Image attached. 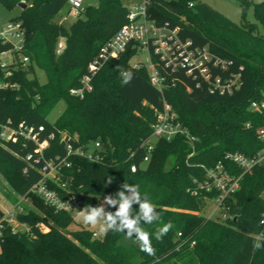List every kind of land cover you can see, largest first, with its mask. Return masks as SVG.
<instances>
[{
  "label": "trees",
  "instance_id": "obj_1",
  "mask_svg": "<svg viewBox=\"0 0 264 264\" xmlns=\"http://www.w3.org/2000/svg\"><path fill=\"white\" fill-rule=\"evenodd\" d=\"M21 2L27 7L21 6L20 15L10 21L22 22V52L30 61L19 64L11 78L18 87L0 88V131L1 125L8 124L25 133L0 138V172L10 180L17 178L18 194L37 199L34 207L16 214L27 225L23 232L2 220L5 212L0 208V264H264V247H253L264 217V167L244 174L240 189L229 200L236 220L201 214L206 196L188 192L192 178L203 173L200 163L212 165L228 151L250 155L264 146L256 135L259 118L249 110L250 101L264 95V33L258 26L264 28V0H241L244 11L253 2L258 23H235L199 0H147L149 17L157 24L179 27L184 40L231 60L225 70L212 68V73L239 75L232 93H211L201 77L194 78L183 69L172 71L153 54L160 71L175 81L161 91L150 82L145 66H131L138 54L131 46L103 66L94 77L93 90L83 98L72 95L70 89L80 84L100 47L129 21V6L124 0H98L66 27L55 17L68 0H0L9 9ZM61 39L65 48L58 53ZM12 46L0 41V52ZM35 67L45 71V84L39 82ZM123 71L133 73L127 85L122 83ZM61 99L66 107L52 122L47 116ZM165 102L172 104L197 137L195 153L190 155L192 146L182 136L160 138L154 139L150 159L144 161L151 124ZM96 141L101 143V162L68 153V145L87 149ZM62 159L69 166H62L60 180L48 185L63 197L76 196L80 210L99 206L102 198L114 196L125 182L140 186L141 195H148L161 217L142 225L153 234L154 257L123 233L109 231L95 237L87 227L70 230L75 222L72 212L56 210L30 192L42 179L47 162ZM168 221L173 229L157 241L154 233ZM40 223L49 230H41ZM259 241L264 244V239Z\"/></svg>",
  "mask_w": 264,
  "mask_h": 264
},
{
  "label": "built area",
  "instance_id": "obj_2",
  "mask_svg": "<svg viewBox=\"0 0 264 264\" xmlns=\"http://www.w3.org/2000/svg\"><path fill=\"white\" fill-rule=\"evenodd\" d=\"M83 2L84 0H68L71 8L77 14L80 12ZM128 15L129 21L122 25L100 47L96 56L89 63L80 84L70 89L72 95L83 98L88 92L92 91L96 74L110 59L118 58L131 46L137 48L138 53L140 50H146L150 58V66L142 62L133 63L130 61L131 66L133 68L145 66L149 72L150 82L161 91L167 86L175 84V81L168 80L167 76L160 71L153 61V54L158 57L166 68L172 71L183 69L194 78L201 77L207 82L211 93H232L235 87L238 86L239 75L224 77L221 74L213 75L212 73V68L225 70L231 64V60L215 55L207 47L194 45L191 40H184L179 35V27H171L169 23L157 24L155 20L149 17L147 0H139L138 3L129 7ZM24 40L25 29L21 21H9L0 29V41L3 43L10 42L13 45L11 49L0 52V64L4 70V75L0 77V88H16L19 86L17 82L11 81V78L19 64L26 65L30 61L29 57L22 52ZM64 48L65 43L62 39L58 43L57 52L60 53ZM249 110L259 118L260 122L256 128V135L264 143V95L252 99ZM247 126L251 127L252 122H247ZM151 128V139L144 144L146 149L144 161L150 159L155 147L154 139L160 138L172 140L177 136H182L192 146L190 155L195 153L197 137L190 132L188 127L184 126L172 104L165 102L163 108L156 111ZM40 129H43V127H40ZM18 133L24 134L25 132L8 124L1 125L0 138L2 140H9ZM100 148V141H96L93 147L87 149L83 147L74 149L71 145H68V153L83 155L89 160L101 162L104 160V156L100 152ZM65 165L69 166L66 159L57 162L48 161L42 170V179L30 188V192L39 195L56 210L74 213V211L80 209L79 199L76 196L63 197L57 190L48 185L51 181L58 182L60 180L59 172L61 167ZM259 166L264 167V146L250 155L239 151H228L224 154L223 159L212 165L200 163V169L203 173L200 177L194 176L192 178V184L188 188V192L193 196H206V202L209 199L215 202V208L208 217L222 221L232 217L235 218L236 215L230 211L229 200L240 189L242 176L252 172L254 168ZM136 170L137 166L135 164L131 165V171L135 172ZM209 194H212V196L207 197ZM262 196L264 198V191ZM23 210L24 208L18 204L13 210L6 212L2 220L7 221L12 225L13 230L17 231L16 226L20 222L17 220L16 214ZM260 223L261 229L256 234L257 240L264 239V217ZM39 228L43 231L49 230L44 223H40ZM93 235L98 237L96 230H94Z\"/></svg>",
  "mask_w": 264,
  "mask_h": 264
},
{
  "label": "clouds",
  "instance_id": "obj_3",
  "mask_svg": "<svg viewBox=\"0 0 264 264\" xmlns=\"http://www.w3.org/2000/svg\"><path fill=\"white\" fill-rule=\"evenodd\" d=\"M122 83L127 85L133 79L131 71L122 72ZM113 181L108 178L107 183ZM140 186L129 184L127 182L120 186L115 195H106L99 206L87 205L79 210V219L83 225L89 227L99 226V232L106 235L109 231L114 233H123L128 239L135 240L142 252L149 256L156 255V249L152 245V233L144 229L142 225H151L160 221V214L156 211L147 194L141 195ZM138 206V207H134ZM70 207V205H69ZM115 209L114 211L108 210ZM138 209L137 211H133ZM174 227L171 221L163 223L154 233L157 241L163 240ZM254 249L264 247L261 241L257 240Z\"/></svg>",
  "mask_w": 264,
  "mask_h": 264
},
{
  "label": "rangeland",
  "instance_id": "obj_4",
  "mask_svg": "<svg viewBox=\"0 0 264 264\" xmlns=\"http://www.w3.org/2000/svg\"><path fill=\"white\" fill-rule=\"evenodd\" d=\"M196 1V0H195ZM208 3L216 10L221 12L223 15L228 17L235 23L242 22H254L258 23L257 18L255 16L254 5L253 2H259L261 0H252L253 2L249 3L246 7V10H243V4L241 0H199ZM138 1L130 3L128 6L131 7ZM98 0H84L83 6L80 9V12H84L88 5L97 4ZM27 7V6H26ZM22 8L20 5L9 9L5 7L2 3H0V29L5 26L12 17H16L20 15ZM77 12L71 8V5L67 3L62 10L56 15L55 19L62 23L64 26L69 27L71 23L76 19ZM259 30L264 33V28L261 24L258 23ZM62 40V39H61ZM131 61L133 63L142 62L143 64L150 66V58L149 54L146 50H140L138 54H136ZM36 76L41 84H45L47 81V76L44 70L39 67H35ZM66 107V101L61 99L55 105V107L48 114V119L52 122L56 121L59 116L62 114ZM16 181L17 178L15 176L10 180L6 175L0 172V208L3 212L7 210H13L14 206L20 204L23 208L25 207H34L36 205L35 197L32 196H23L18 194L16 191ZM104 198H102L100 204L102 203ZM215 202L213 200H207L205 208L201 211V214L205 216H209V214L214 210ZM5 210V211H4ZM79 210L74 211L75 222L69 226L70 230L79 229L82 227H87L90 230H96L98 236H101L99 232V226L97 227H89L82 224L79 219ZM6 214V212H5ZM17 231H26L27 225L24 223H20L16 226ZM105 264V263H102Z\"/></svg>",
  "mask_w": 264,
  "mask_h": 264
},
{
  "label": "crops",
  "instance_id": "obj_5",
  "mask_svg": "<svg viewBox=\"0 0 264 264\" xmlns=\"http://www.w3.org/2000/svg\"><path fill=\"white\" fill-rule=\"evenodd\" d=\"M135 1H138V0H124V2L127 4V5H129L130 3H132V2H135ZM130 2V3H129ZM18 205V204H17ZM15 207V206H14ZM13 207V208H14ZM12 210V209H11ZM11 210H7V211H5V212H8V211H11Z\"/></svg>",
  "mask_w": 264,
  "mask_h": 264
},
{
  "label": "water",
  "instance_id": "obj_6",
  "mask_svg": "<svg viewBox=\"0 0 264 264\" xmlns=\"http://www.w3.org/2000/svg\"><path fill=\"white\" fill-rule=\"evenodd\" d=\"M19 5L22 6L23 8L26 7V3H23V2H21ZM237 218H238V215H236L234 219L236 220Z\"/></svg>",
  "mask_w": 264,
  "mask_h": 264
}]
</instances>
